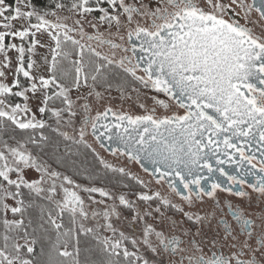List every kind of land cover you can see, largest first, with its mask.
I'll return each instance as SVG.
<instances>
[{
  "label": "snow or ice",
  "instance_id": "6c2138e0",
  "mask_svg": "<svg viewBox=\"0 0 264 264\" xmlns=\"http://www.w3.org/2000/svg\"><path fill=\"white\" fill-rule=\"evenodd\" d=\"M105 3L108 7L102 6ZM138 3L139 7L125 0H56L53 9L45 10L33 0H0V264H81V234L96 242L104 257L99 264H264V208L258 214H245L228 202L225 213L216 198L217 190L249 197L246 184L264 198V0H156L159 6L154 9L144 0ZM63 11L79 19L69 26L70 16L58 15ZM96 11L100 15L94 19L118 33L125 27L124 19L131 24L137 15L151 23L143 26L137 21L135 28H129L125 46L105 38L98 24L88 20ZM253 11L259 20L252 19ZM82 21L96 33H87ZM256 27L261 29L259 35ZM77 31L80 40L71 35ZM38 33H46L54 46L37 39ZM85 38L98 47L107 45L111 57L81 43ZM118 39L125 41V35ZM38 46L49 48L51 54L42 57L43 69L33 58ZM117 51L123 53L118 59ZM9 74L13 80L5 83ZM141 87L165 95L183 114L171 111L172 105L158 96L152 99L165 110L163 115H156V107L134 115L111 106L91 114L90 98L103 100L106 93L116 91L131 100L133 93L139 97ZM82 89H87L83 95ZM74 90L84 101L78 139L60 128L62 123L72 126L78 115L71 97ZM16 97L23 102H14ZM33 98L39 101L36 112L30 104ZM48 120H54L56 127ZM46 128L95 152L86 140L90 130L101 148L108 142L112 155L125 156L146 172V165H151L153 175L158 174L156 182H166L180 203L159 191L140 192L133 201L102 187L81 188L29 150L32 145L40 153L49 146L58 151ZM9 130L26 137L12 135L9 139L14 143H9L3 139ZM65 152L70 148L66 146ZM100 163L131 176L102 158ZM225 164L234 165L238 174L226 171ZM32 169L41 173L39 179L26 178V170ZM249 176L255 177V183L248 182ZM206 181L209 187L204 186ZM76 189L90 194L93 203H104L93 193L112 203L90 216ZM205 197L214 201L210 211L201 207ZM162 209L174 210L182 219L166 216ZM125 211L131 215L124 217ZM113 217L126 220L134 232L138 225L139 236L116 227ZM157 217L159 230L154 223ZM89 219L96 221L91 227L84 223ZM38 244L43 260L37 258ZM141 246L151 258L140 253Z\"/></svg>",
  "mask_w": 264,
  "mask_h": 264
},
{
  "label": "rangeland",
  "instance_id": "374dc122",
  "mask_svg": "<svg viewBox=\"0 0 264 264\" xmlns=\"http://www.w3.org/2000/svg\"><path fill=\"white\" fill-rule=\"evenodd\" d=\"M64 2L67 3V2H69V0H64ZM125 2L126 3H137V6L139 7L138 0H125ZM197 2L198 3H203V0H197ZM105 4H103L102 6L103 7H108ZM144 4L147 5L149 8H152V9H154L157 6H159L156 3V0H144ZM206 10H208V9L206 8ZM141 11H143V9H141ZM236 11L237 12H240L241 14H243V10L240 9V8H238V7L236 8ZM58 15H60L61 17H63V16H70V18L67 20V23L69 24V26H72L73 25V21L75 19H79V17L71 16L67 11L59 12ZM95 15L96 16H99L100 13L98 11L92 13L88 17V20H91L93 23H97L98 24L99 31L101 33H103L104 37L107 38V39H112V40H114L117 43H124L125 45H127L126 44V32H127V30L129 28H135L137 21H139V23L141 25H143V26H149L150 25V22H151L150 18H146V17L139 16V15L134 16L133 23H131V24H128L127 20L124 19V25H125V27H124L123 30H121L118 33V31H117V29L115 27L109 29L107 25L99 24L98 23V20L97 19H94ZM96 18H98V17H96ZM50 19H54V18L50 17ZM252 19L253 20H257L254 17H252ZM244 22L245 21L243 20L242 23H244ZM82 23L84 24V29H85V31L87 33H89V34H95L96 33V29L90 27L89 24L86 21H82ZM254 31L256 33H261V29L259 27H256L254 29ZM71 35H73L75 39H78V40L81 39L78 31L72 33ZM118 35H125V41H120L118 39ZM37 39H40L41 42L44 43V44H47L49 46H54L53 42L50 40V38L47 36L46 33H44V34L38 33L37 34ZM14 42L19 43L20 41L19 40H16ZM81 43L91 44V46L94 47V48H96V50L98 52H100L102 55H108V56L111 57L112 50L109 47H107V46L98 47L94 42L87 41L86 38L83 39V40H81ZM11 55L13 57H15V53H11ZM50 55L51 54H50L49 48H47V47L41 48V47L38 46V48H37V55L35 57H33V58L36 59L38 62L41 63L42 69H43V68H46V66L43 65L42 57L43 56H49V58H50ZM120 55H122L121 52L117 51L116 52V58L118 59ZM45 74L47 75L48 73L45 72ZM12 80H13V77H12L11 74H9V76L4 80V82L5 83H11ZM21 81H22V83L25 86L28 85V82L23 77H21ZM137 87H140V86L137 85ZM86 92H87V89H82L80 94L83 95ZM156 96H158L159 99H163L166 102H168L169 104H171L172 105L171 111H176V112L179 113L178 108L175 107V105H174V103L172 101L168 100L166 97L161 96V94H158V93H156L153 90L145 89V88H142V87L140 88L139 97H137V95L135 93H133L131 100L121 98L120 97V94L118 92H116V91H112V93H111L110 96L106 93L103 100L95 101V100H92V98H90V103L92 105V112L91 113L92 114H96L97 111H103L106 107L111 106V107H113V109L118 110V111H125V112H129L131 114H134V115H141V114H146L147 111H150L153 107H156V115H158V116L159 115H163V114H165V110L162 109V108H160V107H158V106H156L154 104V102H153V99L152 98L153 97H156ZM71 97H72V99L76 103V109L75 110L78 112V115L73 118V125L72 126H67V125H65V124L62 123L61 126H60V128H61V131L68 132V134L70 136H73V137L77 138L78 126H80V122H81L82 116H83V113H82V110L80 108V105H82L84 103V101L77 98V93L75 92V90L72 92ZM20 99H21V102H19V103H22L23 102L22 101V98H20ZM38 103H39V101L36 100L35 98H33L30 101V104L33 105V112H36L35 105L38 104ZM141 103H144L146 105V107L145 108H141L139 106ZM37 116H38V118H41V119L43 118V116H41L39 113H37ZM67 118L68 117L65 116V119H67ZM53 126L56 127L54 121H53ZM86 140H87V142L89 144L92 145V148L95 149V152H93L92 149H90V150L93 152V154H95V156L98 158L99 162H100V159L102 158L107 163L113 165V167H117V168L123 167L126 170V172H128V173L131 174V176H135V177L138 178V180L144 181V184H140V183H138L137 179H132L131 176H126L127 179H128V181H129V183H128V185H127V187L125 189H121V188H119V186H116V187H112L111 188L109 186L101 185L99 187L104 188L106 191H109L110 193H114L116 196H119L120 194H123L128 199L133 200V201H136L137 200V196H138V194L140 192L154 194L156 191H159L162 196L169 198L170 200H172L173 203H180L177 200L171 198L164 191L163 188H161L157 184H154L153 182H150L148 180V177L145 176L144 174H141L137 170V168L135 166H129L127 164V162H124V161H121V160H117V159L113 158L112 156L107 155L105 152L97 149L96 146H95V144L91 141L90 138H87ZM49 167H50L51 170L56 171L53 168L52 165H50ZM107 170L110 173L113 174V178H115V182L116 183L120 182L119 179H121V177H120L121 174H119V173L116 174V173L112 172L110 169H107ZM26 172H28V176L26 178H29V179H39L40 178V175H41V173L36 172L34 169H32V170H26ZM115 174L117 175V177L115 176ZM13 178H15V176H13ZM71 179L73 180V178H71ZM45 187H47V184H45ZM81 187L86 188V187H98V186H87V185L81 184ZM84 194H85L84 200L86 201L87 210L89 211L90 216H91V213L93 211H97V209H100V208L101 209H104L108 204H111L112 203V200H110L108 198H105V197H101L99 195V193H93V194H91V196L95 200H97V201L103 200L104 201L103 204H96V203H93L91 199H89V195L90 194H88L86 192H84ZM57 198H59V197H57ZM116 203L119 206L118 199L116 200ZM155 206L156 205H153V207H155ZM119 207L120 208H123V206H119ZM162 211H165V210L162 209ZM172 211H174V210L165 211L166 216H169V212L171 213ZM123 215H124V217H129L131 214L129 212L125 211L123 213ZM177 217L178 218H175L174 217V219H182L179 216H177ZM9 218H12L11 213H9ZM101 222H103V221H101ZM113 222H114V224H115L116 227L121 228L122 230H124L126 232V234H129V235L135 234V235L139 236V226L138 225H137V228L135 229V232H134V230L131 227L127 226V222L123 218L120 221H116V219H113ZM150 222H152V221H150ZM84 223L87 226L91 227V226H93L96 223V221L95 220H92V219H89L88 221H85ZM154 223L158 227V230H159V225L161 223L160 218L157 217ZM102 234L103 235H106V236H111V233L110 232H106V231H103ZM129 246H131V245H129ZM129 249L131 250V247ZM140 253L142 255L148 256V258H151L149 254H146L144 252L143 246H141V248H140Z\"/></svg>",
  "mask_w": 264,
  "mask_h": 264
},
{
  "label": "trees",
  "instance_id": "16d2710c",
  "mask_svg": "<svg viewBox=\"0 0 264 264\" xmlns=\"http://www.w3.org/2000/svg\"><path fill=\"white\" fill-rule=\"evenodd\" d=\"M12 3L13 0H8ZM37 8L41 9H53L56 0H33ZM108 6L107 4H105ZM95 17H98L95 15ZM70 47V45H69ZM73 58H76L75 56ZM14 102H21L19 97L14 98ZM56 106H61L57 102ZM45 134L48 135L53 143L59 145L58 151L53 149L51 146L45 148L43 153L37 151V154L43 157L56 171H60L65 175L73 178L77 183H81L87 186H119L121 189H125V185H128L129 181L126 176H120V182L116 183L115 178L112 174L105 169L98 158L93 154L89 148H85L82 145L73 144L71 141H65L63 137L59 136L58 133L52 131L51 128H46ZM16 136L17 139H23L26 137V133L19 130L5 133L3 139L8 140L9 143H14L13 140L9 139L10 136ZM32 145H28L31 147ZM70 148V152H65V147ZM117 177V176H116ZM23 191L27 192V189ZM45 203L44 201H38ZM64 223L66 227H69L68 217L65 214ZM2 231V227H0ZM52 238H55V233H52ZM41 244L37 245V258L43 260L44 257L40 256ZM43 246L47 250V242H43ZM69 250H72V244H69ZM103 254L96 248V242L91 239L90 236L80 235V256L79 259L81 264H89L91 261L99 262L103 259Z\"/></svg>",
  "mask_w": 264,
  "mask_h": 264
},
{
  "label": "flooded vegetation",
  "instance_id": "af4514ba",
  "mask_svg": "<svg viewBox=\"0 0 264 264\" xmlns=\"http://www.w3.org/2000/svg\"><path fill=\"white\" fill-rule=\"evenodd\" d=\"M247 2H248V3H251V0H247ZM251 17H254V18H256L257 20H259V16H258V14L255 13L254 11L251 13ZM226 18H227V17H226ZM240 22L242 23L243 20H241ZM150 23H151V22H150ZM242 24H243V23H242ZM256 34L259 35L260 33H256ZM92 42H94V43L96 44L95 41H92ZM96 45H97V44H96ZM104 46H107V45H104ZM104 46H103V47H104ZM125 46H127V45H125ZM107 47H108V46H107ZM121 54H123V53H121ZM161 96L166 97V96L163 95V94H161ZM166 98H167V97H166ZM167 99H168V98H167ZM178 110H179V113H180V114H183V112H184L183 109H179V108H178ZM91 114H92V113H91ZM92 115H95V114H92ZM65 116H67V115L65 114ZM42 119H47V115L43 116ZM53 121H54V120H48V123L51 124V125L53 126ZM53 127H54V126H53ZM79 127H80V126H78V128H79ZM87 138H90L91 141L95 144L96 148L99 149V150H101V151H103V152H105L107 155L112 156L113 158H115V159H117V160H121V161L127 162V164H128L129 166H135V167L137 168V170H138L141 174H144L145 176L148 177V180H149L150 182H153L154 184H157L158 186H160L161 188H163L164 191H165V192H166L171 198H173V199L177 200L178 202H180V198H179V197H175V196L172 194V192H171V190L169 189L168 184H167L166 182H164V181H161L160 183H157V182H156V179H157V175H158V174H157V175H153L152 171H147V172L144 171V168H142L140 164L130 161V160H129L127 157H125V156H121L120 154L112 155L111 151L107 148V144H108V142L105 143V145H106L105 148H101V147H100V143L97 142V141L94 139V137L91 135V131H90V130H89L88 135L86 136V139H87ZM77 139H78V134H77ZM28 148H29L30 151L33 152V155H37V156H39L40 158H42V160H43L44 162L47 163L48 166H50V164H49V163H48L43 157H41L40 155L37 154V151H38L37 149H35L33 146L28 147ZM257 155H258V154H257ZM213 163H214V162H213ZM223 167L225 168L226 171H228L229 173H231V174H233V175L238 174V170L235 168L234 165L225 164V165H223ZM58 172H60V171H58ZM62 174L65 175L64 173H62ZM111 174H112V173H111ZM116 174H117V173H116ZM116 174H115V176H117ZM112 176H113V174H112ZM115 176H114V177H115ZM216 177H217L219 180L223 181L225 184H227L226 178L220 176L219 173L216 174ZM247 180H248L249 183H255V177H253V176H249V177H247ZM73 181H74V180H73ZM133 181H134V180H133ZM74 182H75V184H79V185H81V183H77L76 181H74ZM209 185H210V181H206V182H204V186H205V187H209ZM66 186H69V185H66ZM69 187H72V186H69ZM81 188H83V187H81ZM243 188H244L245 191H247V192L250 194L249 197L241 198V197H237V196H235V195L232 194V193L221 192V191L217 190V197H216V198L220 201L221 207L223 208V211H224L225 213L228 212V209H227V207H226V205H227L228 202L233 203V205H235V206H239L242 210H244L245 214H251V213H256V214H258L259 211H260V209H261V208H264V204L261 203V200L264 199V198H261L260 195H259L258 193H256V192H254L251 188H249L247 184L244 185ZM76 190L78 191V193H79V194L82 196V198L84 199V197H85L84 192L81 191L80 189H76ZM58 191H59V190H58ZM235 191H236V186L233 187V193H234ZM61 194H62V193H61ZM204 199H205L206 203L203 204V205H201L202 209L209 210V211L212 210L213 205H214V201H213L211 198H208V197H205ZM197 204L200 205V202L198 201ZM85 205H86V209H87L86 201H85ZM98 210H103V209L100 208V209H97V211H98ZM201 214H203V211H201ZM169 216H170V217H173V218H174V217H175V218H178L176 215H174V211H172L171 213L169 212ZM227 218H228L229 220H231V217H230V216L227 217ZM113 219H115V217H113ZM130 247H131V246H129V248H130ZM131 250H133V249L131 248ZM206 251H207V249H206Z\"/></svg>",
  "mask_w": 264,
  "mask_h": 264
},
{
  "label": "water",
  "instance_id": "95a60500",
  "mask_svg": "<svg viewBox=\"0 0 264 264\" xmlns=\"http://www.w3.org/2000/svg\"><path fill=\"white\" fill-rule=\"evenodd\" d=\"M107 141H105L106 143ZM146 167L148 168V171H152V166L151 165H146Z\"/></svg>",
  "mask_w": 264,
  "mask_h": 264
}]
</instances>
